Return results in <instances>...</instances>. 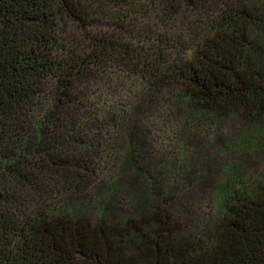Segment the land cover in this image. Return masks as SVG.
I'll list each match as a JSON object with an SVG mask.
<instances>
[{
  "label": "trees",
  "instance_id": "16d2710c",
  "mask_svg": "<svg viewBox=\"0 0 264 264\" xmlns=\"http://www.w3.org/2000/svg\"><path fill=\"white\" fill-rule=\"evenodd\" d=\"M263 148L264 0H0V264H264Z\"/></svg>",
  "mask_w": 264,
  "mask_h": 264
},
{
  "label": "rangeland",
  "instance_id": "374dc122",
  "mask_svg": "<svg viewBox=\"0 0 264 264\" xmlns=\"http://www.w3.org/2000/svg\"><path fill=\"white\" fill-rule=\"evenodd\" d=\"M234 124L235 123L231 122L229 124V127L225 128V130L223 131L222 135L225 141H229L238 131L239 124H236V126ZM209 149L213 153L214 150L212 149V146H210ZM216 161L217 162L214 165H216V168H218L220 167L219 162H221V164H224L226 161H229V162H233L234 164L235 163L238 164L241 162V159H240V155L237 153V154H230L229 156H225V157H218ZM244 163L245 164L242 166V172L245 175L244 181L247 184H251L253 183L254 179H256L264 171V148L260 152H258V154H254L251 156V158L246 159ZM222 175L223 172H217L215 176L216 182L219 181L221 177H223ZM211 191L212 190L209 188L206 189V199L210 198L211 201L210 204L213 205L214 195L211 193ZM209 208H210L209 210L213 214L214 212L213 208L212 207ZM204 212L205 210L203 208V210H201L199 213L204 216Z\"/></svg>",
  "mask_w": 264,
  "mask_h": 264
}]
</instances>
